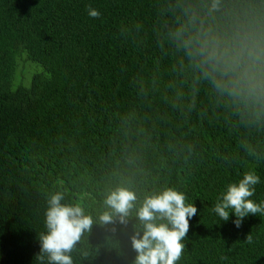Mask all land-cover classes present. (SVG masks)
<instances>
[{"label":"trees","instance_id":"obj_1","mask_svg":"<svg viewBox=\"0 0 264 264\" xmlns=\"http://www.w3.org/2000/svg\"><path fill=\"white\" fill-rule=\"evenodd\" d=\"M245 171L264 201V0H0V264H39L56 192L94 221L73 264H131L117 187L194 203L176 264H264V214L213 211Z\"/></svg>","mask_w":264,"mask_h":264},{"label":"clouds","instance_id":"obj_2","mask_svg":"<svg viewBox=\"0 0 264 264\" xmlns=\"http://www.w3.org/2000/svg\"><path fill=\"white\" fill-rule=\"evenodd\" d=\"M88 15L98 18L101 13L91 6ZM260 176L254 171H245L241 178L230 182L220 193L213 211L221 221H227L230 213L233 223L240 227L249 214H264V201L257 203L252 197ZM63 193L49 196L44 213L45 231L37 233L39 264H73L71 252L81 236L91 230L94 223L90 215L78 205L62 203ZM136 194L125 187H117L106 194L104 203L112 210L100 217L102 224L115 220L127 225L135 210L139 222L133 225L130 236L135 256L131 264H176L185 245L182 243L189 230V220L197 214L194 203H186L185 193L172 187L146 195L136 205Z\"/></svg>","mask_w":264,"mask_h":264}]
</instances>
